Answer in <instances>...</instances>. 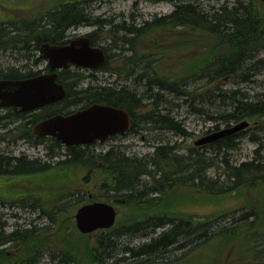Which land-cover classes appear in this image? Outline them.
<instances>
[{
  "label": "trees",
  "instance_id": "obj_1",
  "mask_svg": "<svg viewBox=\"0 0 264 264\" xmlns=\"http://www.w3.org/2000/svg\"><path fill=\"white\" fill-rule=\"evenodd\" d=\"M167 1L174 4V10L170 15L144 22L139 26L127 24L125 21L111 24L110 21L92 18L83 11L79 1L61 4L36 18L33 17L32 12H27L25 16H14V11L22 12V10L11 8L12 11H3L4 15L0 18V51L18 49L22 30L23 49L29 52L30 47L37 50L42 43L65 44L67 31L81 26L95 28L87 37L92 42L99 43L102 40L100 33L103 27L108 26L110 28L107 32L111 40L110 44L102 47L108 56V62L102 70L113 74L118 73L119 68L110 65L115 57L110 50L119 49L124 63L125 76L138 81L139 85L143 82L144 86L150 90H145L140 95L135 90H117L110 87H89L86 90H76V84L82 77L62 70L58 73V80L64 84L66 96L64 100L57 103L52 114L66 115L80 105L86 107L99 103L125 110L132 120L133 130L131 132H138L142 129L171 130L178 136H188V133L174 121L170 114H162L160 111L159 106L164 102L161 91L175 98H186L184 102H189V107L194 113L204 115L208 121L224 124L225 128L230 127V123L237 124L241 121L254 120L255 127H260V130L264 131V99L249 101L233 89L223 91L222 85L218 86L226 80L232 83H236L238 78L244 80L247 65L253 57L252 53L260 48L264 49V23L260 20L253 3L249 0L244 5L243 1H238L230 8L223 5L216 11L207 12L198 0ZM175 30L181 32L176 34ZM165 38L177 41L184 39L186 47L180 46L177 50L187 48L188 57L198 58L195 63L200 62V65L193 64V70L188 71L187 77L175 79L177 78L175 74L163 77L153 72L152 62L163 64V60H153L152 54L158 50L160 46L157 45H160L161 40ZM192 52H195L194 55ZM128 53L129 57L124 55ZM136 57L139 60H134ZM259 63L264 64V57ZM141 64L145 67H141ZM136 67L140 69L136 71ZM197 79L205 80V86L211 85L214 90L198 94L200 88H191L190 83ZM152 88H156L158 92L154 93ZM204 96L212 102L219 99L221 103H224L228 100L230 108L218 111L216 114L194 109L193 104H196L199 99L203 103ZM143 108H147V111L139 116L138 111ZM42 119L36 117L32 123H37ZM218 130L220 128L216 124L214 132ZM244 132L245 130L204 145V147H213L218 153L226 152L236 147V140ZM31 137L33 136L29 129L27 138L31 139ZM250 142L257 146L253 152L254 157L250 161L235 165L224 161L222 167L229 181L228 186H219L212 180L206 181L204 175L208 166L199 153L189 152L185 157H178L175 154L176 145L169 144L155 147L153 154L144 158L127 157L120 147L116 146L106 153H95L92 149L86 148H72L68 154L69 159L55 162L53 165L25 158H23V164L18 158H13L8 163H3L0 159V182L34 185L43 183L53 186L55 183H60L58 177L61 173L68 168L79 166L87 167L94 173L105 172L109 178L105 187L114 195L111 201L120 206L144 207L147 202L156 203L158 199L155 198L146 201L147 196L160 194L166 184H173V187L188 190L193 189V192L202 191L210 198L224 197L228 194L236 195L241 190L255 189L264 185V158L260 155L263 147L262 137L252 135ZM40 143L37 140L33 141V144ZM46 155L52 160L59 154L48 152ZM168 169L172 171L167 172ZM158 175L160 177L156 179ZM148 178L152 181L150 185L144 180ZM38 190H40L39 193L44 192L45 194L23 196V207L28 206L33 210L41 209L42 215L49 219L51 227L56 224L55 213L68 211L71 206L67 202L60 203L61 197L55 196L54 191L47 193L49 190H54L53 188H37L35 191ZM19 192L11 191L12 199L15 198L14 194ZM26 200L31 201V204L26 205ZM94 200L79 196L74 204L77 206L83 204L84 201L93 202ZM259 201L264 207V192L260 194ZM257 208L259 207H249V210L211 233H209V227L211 228L219 217L209 216L191 220L164 217L163 213L154 214L155 216L146 215L144 220L131 223L130 226H119L114 231L102 232L94 247L89 248L85 255L73 253L69 249L56 252L53 249L56 235H48L50 228H45V232L36 228L15 230L9 235H4L0 224V241L18 243L16 260L15 257L11 259V264L21 259L23 264H39L41 258L47 254L50 255L51 261H57V264H79L80 258H83L85 262L87 259L90 264H109L110 261V264H120L127 259L132 260L131 264H159L150 262V257L163 254L171 248L180 250L190 246L194 249L216 238L235 240L242 236L248 253L249 262L247 263L264 264V210L262 211V205L260 209ZM62 227L63 224H59L56 232L61 231ZM165 227L168 228L157 238H152L150 242L139 248L123 247L120 251L123 257L116 258L118 255L116 241L120 237L137 233L146 237L147 233L153 234L156 229ZM199 261L201 264H213V261ZM8 262L7 254L0 253V263ZM182 262L180 258H177L166 264H189L187 261Z\"/></svg>",
  "mask_w": 264,
  "mask_h": 264
},
{
  "label": "rangeland",
  "instance_id": "obj_2",
  "mask_svg": "<svg viewBox=\"0 0 264 264\" xmlns=\"http://www.w3.org/2000/svg\"><path fill=\"white\" fill-rule=\"evenodd\" d=\"M77 1L81 2V8H83V11L87 15H90L92 18H100L105 21H110L112 22L111 24L125 21L127 24L139 26L144 22L170 15L174 10V4L167 0H0V18L3 17L6 10L12 11V9L22 10V12L14 11V16H25L27 12H32L33 17L36 18L40 17L47 11L55 9L61 4ZM238 1H243L244 5L249 2V0H198L207 12L216 11L223 5L230 8ZM250 1L255 6L260 20L264 23V0ZM9 16H11V14H9ZM109 28L110 27L108 26L103 27V31L100 33V38L102 40L99 41L98 46L104 47V45L107 46L110 44L111 38L107 32ZM94 29L95 28L93 27L87 26L72 28L67 31L66 39H73L75 36L90 34ZM175 31H177L176 34L181 32L180 30ZM186 45L184 39H181L180 41L169 38L162 39L161 44L157 45L160 46V49L158 48L154 53L152 52V59H155L156 61L163 60V64L152 62L153 72H157L156 74L163 77H170L175 74L174 76L177 77L175 79L187 77L188 71L194 66L193 64L200 65V62L195 63L198 59L197 57H188L189 50L187 51V48L177 50L180 46L186 47ZM172 52H179V54ZM110 53L115 56L110 65L118 67L122 60L120 50L111 49ZM194 53L195 52H192L193 55ZM24 54L26 55L27 53ZM19 55V51H0V67L3 66L6 68L19 66ZM124 55L127 57L130 56L129 53ZM252 56L250 63L247 65L248 68L244 73V80L238 78L236 79V83H232L228 80L222 82V84L219 83L218 86L222 85L223 91L233 89L239 93L238 95H242L249 101L264 99V64L259 63L264 57V49L262 50V48H260L259 50L254 51ZM134 60L139 59L136 57ZM141 67L144 68L145 66L141 64ZM198 68H200V66ZM81 77L83 80H80L76 90H86L89 87L119 88L122 84L129 89L135 90L139 95L146 90V86H144L143 82L139 85L134 83L132 79H121L118 75L113 73L84 72ZM190 83L191 88H200V90H198V94L200 95L204 94V92L208 93L214 90L211 85L205 86L206 81L203 79H197ZM204 88H206V90H204ZM152 89L154 93L158 92L156 88ZM160 94L164 99V102L159 106L160 111H162V114H170V116L174 118V121L180 124L188 133V136H178L171 130L148 131L142 129L136 133H129L122 137L114 138L107 143L93 147L92 150L95 153H104L111 148L119 146L121 151H123L127 157L144 158L153 154L154 148L157 146H166L168 144L176 145L177 150L175 154L178 157H185L189 152L199 153L208 166L204 178L206 181L212 180L217 182L219 186L229 185V181L224 174L222 167L224 161L235 165L250 161L254 157L253 152L257 149V146L250 142V137L252 135L262 137L263 147L260 150V155L264 158V131H261L260 127H255L254 120H248L249 127L247 130L245 129V132L241 134L240 137H238L236 140V147L231 150L218 153L213 147H196L194 146L195 141L214 132L216 124H218L220 130L225 128V125L208 121L205 119L204 115L194 113L193 109L189 107V102H184L186 99L184 97L175 98L167 94V92L161 91ZM218 100L212 102L211 99L204 96V102L201 103L202 101L199 99L196 104H193V107L194 109H202L205 112L212 114L230 108V101L226 100L224 103H221V101ZM78 107H75L74 109ZM55 109L56 107H53V109H48L45 112H51ZM146 111L147 108H143L138 111V115L140 116ZM234 124L236 123H230L229 125ZM7 143L8 141L5 143L0 142V150L6 149L8 154L13 157L25 156L29 160L39 159L42 160V162L51 165L56 162L57 158H63L57 157L51 160L47 157V151L43 144L34 146L33 144L22 142L21 140L13 143L11 137L9 143ZM170 171L172 170H167V172ZM159 177L160 176L158 175L156 179ZM86 178L87 182H85ZM58 180L60 183H55L53 186L43 183L36 185L23 183V196L31 194L36 196L44 195V192L39 193L40 190H35H37V188L46 189V187H50V189L53 188L54 190H49L47 193L54 191L55 196L61 197L60 203L67 202L71 206L68 208V211L64 210L59 214L55 213L56 217H54V219L56 224H53L50 227V221L42 215L41 209L33 210L28 206L20 209L19 206H14V204L9 201L11 205H2L0 203V224L1 227H3L1 232H3L4 235H9L15 230L22 231L36 228L45 232V228H50L48 235H56L53 248L56 252L63 249H69L73 253L85 255L89 248L94 247L98 236L102 235V231H96L89 235H82L77 231L74 220V215L77 209L85 204L92 203L84 201L83 204L76 206L74 203L79 196L84 199L88 198L89 200L95 199L93 202L107 203L117 209L115 225L106 232L114 231L119 226H130L131 223L144 220L146 215L153 214V216H155L154 214L163 213L164 217L175 219L188 218L195 220L209 216L219 217V219L217 218L215 220L216 223L211 228L209 227V233H211L212 231L223 227L225 223L227 224L233 218H237V216L246 210H249V207L256 206L259 207L257 209H260V205H262V211L264 210L262 202L259 201L260 194L264 192V185L258 188L256 187L255 189L241 190L237 192L236 195L228 194L224 197L210 198L205 196L202 191L193 192V189L188 190L187 188L173 187V184H166L160 191V194H150L147 196L146 201L155 198L158 199L156 203L147 202L146 205L148 207L146 205L144 207H132L120 206L111 201V197L114 195L105 187L109 181L108 175L105 172L94 173V171L92 172L87 167H71L65 170L64 173H61ZM144 180L147 181L149 185L152 183L151 178ZM5 203H7V201H5ZM25 204H31V201L26 200ZM45 210L47 211V209ZM61 223L63 224L62 228L64 230L62 229L57 233L56 229ZM167 228L168 227H165L164 229H156L155 233H147L146 237H142L141 233L120 237L116 241L118 244L116 249L118 255H116V258L123 257L120 253L123 247L139 248L141 245L148 243L152 238H157L158 235ZM17 244L18 243L15 242H6L2 245L4 252L8 253L7 257L9 261L4 264H11V259L14 257L16 260L18 251ZM244 245L245 240L242 236H239V239L235 240L232 238L228 240L216 238L213 241L194 249L190 246L180 250L171 248L163 254L151 256L150 262L166 264L180 258L181 262L183 261L182 263L187 261L189 264H201L199 260L213 261V264H248V253L246 252V247ZM20 250L22 251V247ZM189 250L191 251L189 252ZM124 256L128 258V256ZM79 262V264H90L87 259L85 262L83 258H80ZM108 263L110 264L111 261ZM131 263L132 260L127 259L120 264ZM15 264H23V260L21 259ZM39 264H57V261H51L50 255L47 254L41 258Z\"/></svg>",
  "mask_w": 264,
  "mask_h": 264
},
{
  "label": "water",
  "instance_id": "obj_3",
  "mask_svg": "<svg viewBox=\"0 0 264 264\" xmlns=\"http://www.w3.org/2000/svg\"><path fill=\"white\" fill-rule=\"evenodd\" d=\"M40 53L51 69L63 70L70 66L99 69L106 57L101 48L90 47L87 37H77L64 45L43 44ZM57 75H41L23 81H0V108H12L27 112L64 100L66 90L56 83ZM249 127L241 121L228 128L212 132L195 141L194 146H204L222 138L237 134ZM131 129L129 114L105 104L93 103L88 107L63 116L56 115L33 127L37 137H53L65 148L70 146L104 143L114 135H124ZM117 209L107 203L92 202L77 209L74 220L77 231L89 235L96 231L109 230L115 225Z\"/></svg>",
  "mask_w": 264,
  "mask_h": 264
},
{
  "label": "flooded vegetation",
  "instance_id": "obj_4",
  "mask_svg": "<svg viewBox=\"0 0 264 264\" xmlns=\"http://www.w3.org/2000/svg\"><path fill=\"white\" fill-rule=\"evenodd\" d=\"M88 35L89 34H84V35L75 36L74 38L73 37L72 38L75 39L77 37H87ZM70 40H72V39H66L65 44H67ZM89 42H90V47H93V48L98 47V48H101L103 50L104 55L106 57L105 64L101 68L94 69V70L85 69L82 67H75V66H70L69 68L63 69V70H67L68 72L74 73L76 75L79 74V76H82V74L84 72H90V73L91 72H105L106 73V71H103L102 68H104V66L108 62L107 53L102 48L103 46H98L97 42H92L90 39H89ZM43 44H48V43L40 44L39 47L37 48V50L30 47L29 52L25 51L23 49V30H22L21 42H20L18 49L9 50L12 52L13 51H19V53H20V55H19V66H15V67L12 66V67H6V68L1 66L0 67V81H23V80L32 79V78H35V77H38L41 75H51V74L55 73L57 75L56 83H60L58 80V73L61 72L62 70L58 71V70L51 69V67L48 65V62L44 59V57L40 53V47ZM49 45H60V44H49ZM61 45H64V44H61ZM24 53H27V54L25 55ZM123 65H124L123 60H121L120 64L118 65L119 71H118V73H116V75H118L121 79L122 78H125L126 80L132 79L134 83L138 84V81L134 80L133 78L125 77L126 74H125ZM137 69L139 70L140 68L136 67V71H137ZM80 80H83V79H80ZM80 80H79V82H80ZM79 82H77L76 87H78ZM63 86H64V84H63ZM64 88H65V86H64ZM116 89L117 90H124V89L125 90H132L126 86H123V84L121 86H119V88H116ZM146 90H150V88H146ZM151 90H153V89H151ZM57 103H59V102H57ZM57 103L45 106V107L37 109V110L27 111V112H16L12 108H8V107L0 108V142L5 143L6 141H8V143H9L10 137H11L13 143H16V141H18V140H21L22 142H26V143H30V144H33V141H36V140L40 141L41 143L38 145L43 144L44 147L46 148L47 153L48 152L50 154L54 153L55 155L59 154V155H57V157H63L62 159H58L57 157H55V158H57L56 162H58V161H63L65 159H69L68 154L70 152V149H72V148H81V149L86 148V149L90 150V149H93V147L99 146L100 144L102 145L104 143H107L110 140H113L114 138L122 137L124 135L129 134V133H136V132H131L133 130L132 120H131L130 131H128L127 133H125L122 136L114 135V136L110 137L109 140H107L104 143L94 142L90 145L70 146L68 148H65L61 143L56 141V139L53 137H49V136L37 137V136H35L33 134V127L36 124H38V123H40L46 119H49L53 116L60 115V114H52V111H51V113L45 112L48 109H50V110L53 109V107H55L57 105ZM88 106H86V107H88ZM86 107L80 106V107L72 110V112L69 114H72L73 112L84 109ZM69 114H66V115H69ZM66 115H63V116H66ZM36 117H40L43 119L41 121L33 124L32 122L36 119ZM29 129H30V132L33 136V137H31V139L27 138V132ZM33 145L37 146V144H33ZM104 153H106V152H104ZM13 158L20 159V163H22V164H23V158L28 159L25 156L13 157V156L8 154V151L6 149L0 150V159L3 163H8ZM31 161H37L39 163L40 162L45 163L39 159H35V160L32 159ZM54 164H55V162H54ZM22 170H23V167H22ZM16 190L20 191V192L14 194L15 198L12 199V194L10 192L16 191ZM5 201H7V203H5ZM9 201H11V203H13L14 206H19L20 209H23V183L17 184V183L0 182V203L2 205H7V204L11 205V203ZM99 231H102V230H99ZM106 231H108V230H105L102 232L105 233ZM6 242H11V241H0V253H5L2 245L5 244ZM5 254H8V253L6 252ZM0 264H2V263H0Z\"/></svg>",
  "mask_w": 264,
  "mask_h": 264
}]
</instances>
